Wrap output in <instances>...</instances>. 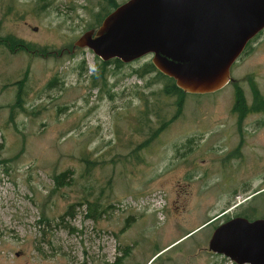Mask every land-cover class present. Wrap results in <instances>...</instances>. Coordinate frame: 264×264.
Segmentation results:
<instances>
[{"label":"rangeland","instance_id":"rangeland-1","mask_svg":"<svg viewBox=\"0 0 264 264\" xmlns=\"http://www.w3.org/2000/svg\"><path fill=\"white\" fill-rule=\"evenodd\" d=\"M126 1L0 0V264H235L214 230L264 219V30L180 105L152 56L73 49Z\"/></svg>","mask_w":264,"mask_h":264},{"label":"water","instance_id":"water-1","mask_svg":"<svg viewBox=\"0 0 264 264\" xmlns=\"http://www.w3.org/2000/svg\"><path fill=\"white\" fill-rule=\"evenodd\" d=\"M262 30L264 0H127L73 49L124 64L150 55L183 93L207 95L229 84L231 67ZM209 250L237 264H264V219L221 225Z\"/></svg>","mask_w":264,"mask_h":264},{"label":"flooded vegetation","instance_id":"flooded-vegetation-1","mask_svg":"<svg viewBox=\"0 0 264 264\" xmlns=\"http://www.w3.org/2000/svg\"><path fill=\"white\" fill-rule=\"evenodd\" d=\"M230 131H237L236 133H230V134H223L224 136H227L224 140L230 142L234 136H241L242 135V132L243 131H248V129H236V130H230ZM204 142L209 146V148L212 150L214 156H222L223 160L227 162L235 159V158H241V151H242V148H243V143H240L239 144H233L234 145V148L235 150L232 151V149H230L229 147H227V153H224V150L222 149L221 150V145L220 144H211V138L210 137H207L206 139H204ZM240 147V148H239ZM239 148V151H237ZM204 161V160H203ZM240 193V191H239ZM234 196L236 198V192H234ZM242 203H240L238 205V207H236L235 209L239 208V206H241ZM225 216L224 214L221 215V217ZM236 217H241L240 214H238ZM234 217V218H236ZM244 217V216H243ZM247 218V217H246ZM217 219H220V217L216 218L215 220ZM249 220V217L247 218ZM249 221H252V220H249ZM254 221V220H253Z\"/></svg>","mask_w":264,"mask_h":264},{"label":"trees","instance_id":"trees-1","mask_svg":"<svg viewBox=\"0 0 264 264\" xmlns=\"http://www.w3.org/2000/svg\"><path fill=\"white\" fill-rule=\"evenodd\" d=\"M118 6L116 5H113V9L114 10L115 8H117ZM11 42V45H14V46H17L18 44H15L14 41H10ZM116 64H120V61L116 60L114 61ZM104 65L105 64H109L108 63H103ZM148 66L155 70L156 68L150 63L148 64ZM159 76L166 79L168 81V85L165 86L164 88V93L168 96H177L178 98H180V105L182 104L184 98L186 97V95L181 91L179 90L177 87H176V84L174 82V80L170 79V78H167L165 77L164 75H162L160 72H158ZM238 104L242 101V95L241 93L238 94ZM163 129V127H161V130Z\"/></svg>","mask_w":264,"mask_h":264},{"label":"bare ground","instance_id":"bare-ground-1","mask_svg":"<svg viewBox=\"0 0 264 264\" xmlns=\"http://www.w3.org/2000/svg\"><path fill=\"white\" fill-rule=\"evenodd\" d=\"M262 31H263V30H262ZM262 31H261V32H262ZM256 36H257V35H256ZM256 36H255V37H256ZM255 37H254V38H255ZM254 38H253V39H254ZM253 39H252V40H253ZM248 44H249V43H248ZM248 44H247V45H248ZM246 47H247V46H246ZM246 47H245V49H246ZM245 49H244V50H245ZM243 52H244V51H243ZM241 55H242V54H241ZM238 59H239V58H238ZM103 63H108V62H103ZM235 63H236V62H235ZM235 63H234V64H235ZM234 64H233V65H234ZM231 68H232V67H231ZM230 74H231V70H230ZM162 75H163V74H162ZM164 76H165V75H164ZM165 77H167V76H165ZM167 78H169V77H167ZM170 79H171V78H170ZM172 80H173V79H172ZM174 82H175V81H174ZM230 82H233L232 77H231V81H230ZM230 82H229V83H230ZM218 92H219V91H218ZM184 94H185V93H184ZM185 95L187 96V95H189V94H185ZM239 204H240V203H239ZM239 204H237V205H239ZM236 218H239V217H236ZM241 218H245V219H247L246 217H243V216H241ZM233 219H235V218H233ZM214 220H215V219H214ZM231 220H232V219H231ZM247 220H248V219H247ZM211 221H213V219H210L208 222H211ZM229 221H230V220H229ZM229 221H227V222H229ZM213 222H214V221H213ZM213 222H212V223H213ZM227 222H225V223H227ZM225 223L220 224L218 227H220L221 225H223V224H225ZM218 227H217V228H218ZM217 228H216V229H217ZM216 229H215V230H216ZM215 230H214V232H215ZM214 232H213V234H214ZM213 234H212V236H213ZM212 236H211V238H212ZM211 238H210V240H211ZM209 243H210V241H209ZM208 250H209V244H208ZM209 251H210V250H209ZM211 252H212V251H211ZM213 253H214V252H213ZM215 254H217V253H215ZM218 255L224 256V255H222V254H218ZM224 257L227 258V259H229L231 262L235 263V262L232 261L230 258H228V257H226V256H224ZM235 264H237V263H235Z\"/></svg>","mask_w":264,"mask_h":264}]
</instances>
